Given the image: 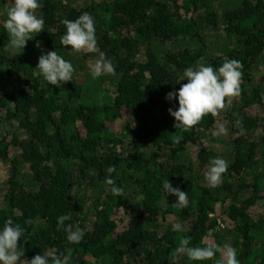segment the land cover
<instances>
[{"label": "trees", "instance_id": "obj_1", "mask_svg": "<svg viewBox=\"0 0 264 264\" xmlns=\"http://www.w3.org/2000/svg\"><path fill=\"white\" fill-rule=\"evenodd\" d=\"M13 2L0 0V160L9 173L0 228L11 217L26 229L22 260L47 252L70 253L69 264H169L179 238L190 236L191 246L230 244L241 264H264V213H252L264 210V0H39L45 29L17 52L3 26ZM84 12L95 19L98 53L60 44L62 20ZM47 51L73 64L72 81L59 87L43 78L34 63ZM100 54L115 67L104 75L112 104L86 102ZM225 57L243 64L241 95L218 117L177 130L168 109L178 99L167 93L187 82L186 67L218 68ZM220 124L225 143L213 136ZM208 141L223 144L229 164L216 188L204 179L217 157ZM109 166L122 196L105 183ZM166 179L187 191V207L173 206ZM68 213L66 223L85 230L78 244L57 231V217ZM179 264L215 258L182 256Z\"/></svg>", "mask_w": 264, "mask_h": 264}, {"label": "clouds", "instance_id": "obj_2", "mask_svg": "<svg viewBox=\"0 0 264 264\" xmlns=\"http://www.w3.org/2000/svg\"><path fill=\"white\" fill-rule=\"evenodd\" d=\"M42 7L39 0H14L11 7L7 9V19L4 28L9 35L8 47L17 52L25 48L27 42L32 40V34L41 33L45 29V20L37 16L36 12ZM62 24L66 32L60 37V44L70 47L77 53H98V40L96 37V22L94 17L88 13H82L75 20L63 19ZM37 47L40 44L37 43ZM43 78L54 86L61 87L72 81L75 68L73 64L59 55L57 51H47L38 59L37 68ZM243 64L237 59L225 57L224 62L218 68L204 63H197L195 67H186L183 71V79L179 90L167 93L166 99L173 101L178 99V108H169V114L174 117V127L185 132L193 129L207 115L218 117L222 111L231 107L233 99L239 97L242 92L241 82L243 76ZM91 76L97 79L101 75H115V67L111 60L104 54L90 65ZM31 91V90H29ZM227 128L220 124L213 131V136L226 135ZM240 134H244L241 129ZM180 143V138L175 139ZM229 168L228 161L219 156L210 158L204 179L211 188L221 185L224 174ZM116 171L115 166L106 169L105 183L111 186L114 196H122L123 189L117 186L112 178ZM163 190L167 195L177 197L173 204L177 208H185L189 204L187 191L179 187H173L168 179L163 182ZM72 214H64L57 217V231L63 230L69 243H80L85 235V230L72 223ZM26 225H31L32 220H25ZM172 230L183 232L180 223H174ZM26 237V229L9 217L0 228V264H69L71 254H37L26 262L22 260L25 252L20 241ZM184 256L189 261H207L215 258V264H241L238 259L237 249L230 244L207 243L202 246H191L190 236H181L177 247L170 253L169 264H179L180 258ZM218 257V258H217Z\"/></svg>", "mask_w": 264, "mask_h": 264}, {"label": "rangeland", "instance_id": "obj_3", "mask_svg": "<svg viewBox=\"0 0 264 264\" xmlns=\"http://www.w3.org/2000/svg\"><path fill=\"white\" fill-rule=\"evenodd\" d=\"M34 41L35 40H33L32 42H34ZM25 55L28 56V53H26ZM28 62L30 64H33V62L30 61V59L28 60ZM34 64L36 66L38 65L36 63H34ZM90 79L91 80L88 83L89 88H88V92H87L88 95L86 96V98H87L86 102L94 103L97 101H101L102 104H112L115 89L113 87V84H111L112 82H111L110 78L109 77L107 78L106 76L101 75L97 79H93V78H90ZM100 82H102V84L99 87L96 84H98ZM120 125H122V124L120 123ZM116 130H118V128ZM216 138H217V141L220 140L223 143L229 141L228 133L226 135H220L218 137L216 136ZM205 146L210 148L219 157L223 156V154H225L223 144H219L218 142L210 143L208 141V142H205ZM186 148L188 151H190L192 153H195L196 150L199 149L198 146H193V145H190ZM8 177H9L8 166L6 164H4V162H2V160H0V207H5V205H6L4 202V195L6 192V182L8 181ZM252 213L256 217H261L262 214L264 213V210L261 208V206H257V207H254L252 209Z\"/></svg>", "mask_w": 264, "mask_h": 264}]
</instances>
